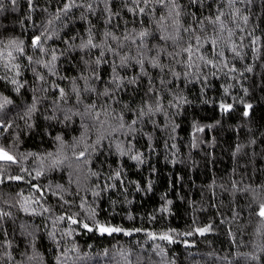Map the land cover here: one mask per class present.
Returning a JSON list of instances; mask_svg holds the SVG:
<instances>
[{"label":"trees","instance_id":"1","mask_svg":"<svg viewBox=\"0 0 264 264\" xmlns=\"http://www.w3.org/2000/svg\"><path fill=\"white\" fill-rule=\"evenodd\" d=\"M0 148V264H264V0H0Z\"/></svg>","mask_w":264,"mask_h":264},{"label":"rangeland","instance_id":"2","mask_svg":"<svg viewBox=\"0 0 264 264\" xmlns=\"http://www.w3.org/2000/svg\"><path fill=\"white\" fill-rule=\"evenodd\" d=\"M10 157L3 149L0 148V158Z\"/></svg>","mask_w":264,"mask_h":264},{"label":"snow or ice","instance_id":"3","mask_svg":"<svg viewBox=\"0 0 264 264\" xmlns=\"http://www.w3.org/2000/svg\"><path fill=\"white\" fill-rule=\"evenodd\" d=\"M8 159H11V157H7ZM261 215H264V211H262ZM102 231H119V229H102ZM164 239H167V237H163Z\"/></svg>","mask_w":264,"mask_h":264}]
</instances>
